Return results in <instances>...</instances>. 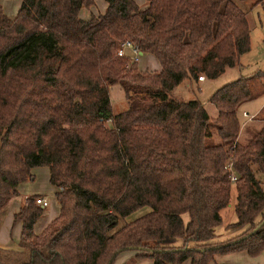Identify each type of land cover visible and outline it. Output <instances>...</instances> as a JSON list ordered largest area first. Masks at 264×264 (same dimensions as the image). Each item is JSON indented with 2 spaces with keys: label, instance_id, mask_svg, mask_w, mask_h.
Instances as JSON below:
<instances>
[{
  "label": "trees",
  "instance_id": "obj_1",
  "mask_svg": "<svg viewBox=\"0 0 264 264\" xmlns=\"http://www.w3.org/2000/svg\"><path fill=\"white\" fill-rule=\"evenodd\" d=\"M243 1L103 0V13L86 21L78 14L93 0H20L12 19L0 9V208L34 167L47 168L58 204L36 234L43 208L37 194L24 197L12 214L19 250L0 249V264H112L126 250L152 264H210L215 254L264 250V189L251 169L264 173V106L244 143L236 115L264 94L249 89L251 80L264 86V71L209 98L217 143L198 101L169 96L238 65L249 49ZM124 40L158 71L116 57ZM114 84L128 102L117 114ZM231 197L235 221L225 228L240 233L209 242Z\"/></svg>",
  "mask_w": 264,
  "mask_h": 264
},
{
  "label": "rangeland",
  "instance_id": "obj_2",
  "mask_svg": "<svg viewBox=\"0 0 264 264\" xmlns=\"http://www.w3.org/2000/svg\"><path fill=\"white\" fill-rule=\"evenodd\" d=\"M258 0H245L243 2H237V7L245 14L247 21V26L249 30V49L248 51L241 55L238 59V65L232 69H226L222 75L215 79H206L202 83L197 81H188L185 80L177 87H175L170 92V98L176 99L179 101H198L204 108L208 119H209V133H210V142L217 143L218 139L215 134V116L216 111L214 107L208 102L211 95L222 86L235 81L238 78L244 77L247 78L256 72L264 71V9L260 4L256 3ZM137 5L142 7V0H135ZM255 3V5H254ZM105 6L103 0H94V5L89 9H82L79 13V18L84 19L85 17L89 18V13L96 15L99 10L100 13H103L104 7L100 9V5ZM158 67V64L154 59L149 55H140L136 61V68L140 71H149L153 68ZM262 85H258L256 81H249L250 92L254 95L259 92L261 88H264ZM263 86V87H262ZM108 100L110 104V109L112 114H117L128 109V102L125 99L120 87L118 84H114L108 87ZM264 106V94L253 96V99L243 103L237 109L236 115L239 122V134L237 136L240 143H244L248 140L255 130H258L261 126V122L258 120L250 119L249 117H254V115ZM246 115L249 119L243 117ZM241 131V132H240ZM39 169L41 167H34ZM255 177L260 180L261 188L264 189V173H260L255 166L251 167ZM37 171V170H36ZM32 179L25 182H31L34 180V174L36 176L35 182H33V187L41 186V188H47L46 201L47 205L43 209H49L54 205V191L55 188L51 186L48 182V177L45 179L38 172H31ZM34 173V174H33ZM22 183V182H21ZM232 193V191H231ZM33 195V194H31ZM28 196V195H27ZM54 200H53V198ZM233 198L231 197L227 206L221 210V224L217 228H223L226 224H229L230 220L233 217V212L231 210ZM147 211V208L143 207L135 212L127 215L124 218H118L116 227H119L124 222H129L134 218L140 216ZM183 219H186V216L183 215ZM236 253V252H235ZM137 254L136 250H126L117 254L112 264H152L151 259L145 256L135 257ZM232 254V253H230ZM228 254V255H230ZM226 255V254H222ZM214 256V255H213ZM230 257V256H227ZM255 257V256H249ZM213 260V258H212ZM248 261V260H246ZM181 264H189L188 262ZM237 261H229V264H237ZM243 264H257L256 262H244ZM259 264H263L259 262Z\"/></svg>",
  "mask_w": 264,
  "mask_h": 264
},
{
  "label": "crops",
  "instance_id": "obj_3",
  "mask_svg": "<svg viewBox=\"0 0 264 264\" xmlns=\"http://www.w3.org/2000/svg\"><path fill=\"white\" fill-rule=\"evenodd\" d=\"M135 1V0H134ZM94 2V0H93ZM137 4V3H136ZM20 0H0V9L2 13L8 18L12 19L19 8ZM105 7L102 4L100 5V9ZM97 14H102L97 10ZM80 13V12H79ZM96 14V15H97ZM92 15V13H89L90 16H96ZM79 17V14H78ZM80 19V18H79ZM83 21L88 20L87 17L84 19H81ZM155 61V60H154ZM159 66L156 68H153L152 70H149L150 72L158 71ZM138 70V69H137ZM140 71V70H139ZM197 81V80H196ZM202 81H197L198 83H202ZM261 110V108H260ZM258 110V112L260 111ZM257 112V113H258ZM256 113V114H257ZM255 114V115H256ZM254 115V117H255ZM250 119H253V117H249ZM241 132V131H240ZM238 141V139H237ZM241 142V141H238ZM37 170V171H36ZM40 175L45 179L48 177V171L46 167H41L39 169L32 168L31 172H38ZM34 174V173H33ZM36 176L34 174V180L29 182H22L19 183L17 186V194L15 196L10 197L7 202L0 208V249H10V250H19L17 247V241L20 233V223L16 222L13 223L12 221V214L18 209L19 205L23 201L24 197L31 194H37L40 197H43L46 199L47 194V188H41V186H35L33 187V182H35ZM53 198V197H52ZM54 200V198H53ZM54 205L51 206L49 209H43L42 215L36 220V222L33 225V232L39 233L46 224L52 220L58 213V204L56 200H54ZM233 204V202H232ZM232 210V206H231ZM186 216V215H185ZM186 220V219H183ZM235 221V215L233 213V217L228 223H233ZM219 225L215 226L213 229L214 232V238L209 242H220L227 239H230L240 233V230H231L227 229L225 227L223 228H217ZM230 256V257H227ZM256 262L259 264V262L264 264V250H262L258 255L255 257H249L245 252H236L232 253L230 255H222V254H215L213 256V260L210 262V264H229V261H237V264H243L244 262ZM186 263L188 261H185ZM184 262V263H185Z\"/></svg>",
  "mask_w": 264,
  "mask_h": 264
},
{
  "label": "built area",
  "instance_id": "obj_4",
  "mask_svg": "<svg viewBox=\"0 0 264 264\" xmlns=\"http://www.w3.org/2000/svg\"><path fill=\"white\" fill-rule=\"evenodd\" d=\"M115 56L118 58H125L128 62H136L138 57L140 56V53L136 46H134L129 40H124L120 42L114 52ZM202 77H198L197 81H202ZM243 117L249 119L245 114ZM234 178L231 176L230 181H232ZM34 202L39 207L43 208L47 205V201L45 198L37 196L34 199Z\"/></svg>",
  "mask_w": 264,
  "mask_h": 264
},
{
  "label": "water",
  "instance_id": "obj_5",
  "mask_svg": "<svg viewBox=\"0 0 264 264\" xmlns=\"http://www.w3.org/2000/svg\"><path fill=\"white\" fill-rule=\"evenodd\" d=\"M263 221H264V218L262 219V221L258 225H260Z\"/></svg>",
  "mask_w": 264,
  "mask_h": 264
}]
</instances>
